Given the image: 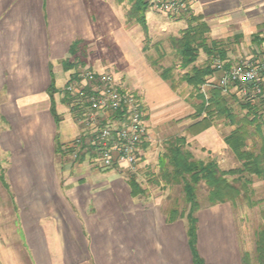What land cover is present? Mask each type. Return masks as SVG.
Returning a JSON list of instances; mask_svg holds the SVG:
<instances>
[{"label":"crops","instance_id":"0c3cea01","mask_svg":"<svg viewBox=\"0 0 264 264\" xmlns=\"http://www.w3.org/2000/svg\"><path fill=\"white\" fill-rule=\"evenodd\" d=\"M96 7H102L99 0H0V173L10 186L8 191L0 181V214H6L10 200L15 217H22L34 264H196V251L205 264H244L231 202L198 211L194 251L187 220L168 221L163 195L134 194L125 172L101 168L91 151L81 162L58 152V144L70 145L82 133L65 92L82 68L104 72L116 64L121 85L144 102L153 140L175 134L178 129L168 131L166 125L180 118L175 117L182 108L187 110L146 57L145 33L137 22L138 30L133 21L117 33L115 61L93 59L100 24ZM191 10L209 28L203 50L208 65L212 57L229 67L240 58L264 55V0H194ZM168 18L147 17V24L187 26L185 18ZM76 42L80 50L73 55ZM81 50L84 58L88 54L87 62L81 60ZM223 124L213 123L188 143L199 142L211 155H222L226 167L225 154H234L226 139L236 127ZM259 131L264 135V127ZM152 146L142 144L145 157ZM257 180L256 193H263L264 179ZM50 248L61 249L58 261Z\"/></svg>","mask_w":264,"mask_h":264},{"label":"rangeland","instance_id":"374dc122","mask_svg":"<svg viewBox=\"0 0 264 264\" xmlns=\"http://www.w3.org/2000/svg\"><path fill=\"white\" fill-rule=\"evenodd\" d=\"M99 3H101L102 7H97L94 9L97 14L96 18L100 22L99 26V36L98 41L96 43V54H93V59H96L100 62L110 63L111 61H115L118 58V50L114 46L115 38L117 36V33L120 31V29H125L127 26H133V21L136 23L135 20H128L129 14L131 12L133 2L130 0H99ZM100 6V5H99ZM100 9V10H99ZM163 14L156 12L149 8V11L146 14V17L148 19L155 18L156 20L160 19L161 21H165L166 19L163 18V16L168 17ZM193 16L192 10L189 12L188 16H177L174 17L175 19H183L187 21V26L184 28H180V24L178 26H168L163 25L162 23H150L148 37L144 39V47L146 49V57L149 61H153L156 63V66H154L158 72L161 73V69L165 68H171V80L168 81L170 86L174 89L175 92L178 93V95L181 97L180 101H182V106L186 107L182 113L179 114L177 117H180L177 120L169 121L166 125L167 130L170 131L178 129V131H175V134L171 135L173 136H179V135H186L188 140L195 136L193 133H190L189 126H187L182 131L181 128H178L179 125H184V123L188 122H196L199 119L203 117H209V97L210 92L213 89L211 86H208L207 83L209 79H211L214 75L212 72L211 75L207 76L205 81L200 85V87L197 89L194 86L188 84L186 81L183 80V75L185 73L192 71L193 67H205L209 64L206 55L203 51V49H200L199 57L197 61L190 65L187 68H184L181 65L179 54L176 50V38H179L183 34V30H185L188 27L189 19H191ZM166 20V21H167ZM136 29L138 30L139 26L137 23ZM97 26V27H98ZM180 26V27H179ZM179 27V28H178ZM141 30V29H140ZM143 31V30H142ZM83 50L87 51V45L86 47L81 46ZM247 54H252V52H247ZM244 56H249V55ZM81 57V56H80ZM88 54L86 53V57H81V60L83 62H87ZM92 58V56H90ZM244 58V57H243ZM212 64L211 66L216 71L215 67V61L216 58L212 57ZM197 65V66H196ZM113 67L107 69L106 71L116 73L117 71L116 64L112 65ZM210 66V65H208ZM210 66V67H211ZM83 66L81 65L80 68ZM211 67V69H212ZM173 85V86H172ZM152 94V93H150ZM200 94L204 97V108L200 113V116L197 117L199 112V107L201 104V98ZM226 99V102L229 104L231 109L234 111L236 116V122L230 121L226 117L219 116L217 112H215V119H213V123L217 126H220L223 123H226V125H229L230 123H234L235 127L237 125L243 123L242 120L243 116L247 113V109L244 105H246L247 102H249L246 98L241 96L239 87L232 86L230 88V91L228 93H223ZM154 100V98L152 97ZM214 109V108H213ZM147 110V109H146ZM193 111L191 114H187L189 111ZM212 110V109H211ZM216 111V110H213ZM76 114V113H75ZM78 116H76V119ZM259 119V118H258ZM261 120L264 121V117H261ZM224 121V122H223ZM66 122V121H65ZM64 122V125H65ZM192 123V124H193ZM245 123V122H244ZM62 128L63 122L61 123ZM180 126V127H181ZM225 127L224 124L222 126ZM250 134L252 133L255 135L252 139L248 140V149H251L255 151L256 153H260V149L262 147V143L264 144V135H259L254 128H250ZM162 137V136H158ZM158 137L155 138V140H152V149L151 153L148 154L146 157L143 154L142 162L140 163V168L138 171V174H132L129 172H125L124 176L127 177H135L137 181L141 184L142 188L150 193L156 194V195H163L166 202V207L169 209L174 202H177L180 209L184 207L183 203V193L181 190V187L179 186H171L167 187L162 181H157V175L159 174V159L163 155L166 149V141L170 138H164L162 137L159 139ZM87 146V145H86ZM192 147V148H191ZM189 149L193 152L194 156L197 159H203V160H209V159H215L217 162L220 160L221 165L220 167L222 169H234L231 168L233 166L241 167V164H239L238 157L236 154L229 152V156L225 154L226 159V167L223 166L222 163V155L218 154H210L206 151V148H203L202 145L196 141L191 142L189 144ZM91 152L93 150L89 149ZM87 152V151H85ZM89 152V151H88ZM87 152V153H88ZM94 153V152H93ZM78 158V157H77ZM77 158L74 157L73 153L69 154V161L71 162H77ZM146 160V162H145ZM143 162H145L143 164ZM240 165V166H239ZM237 175L230 176L229 178L234 181L237 179ZM259 177H257L254 174L246 173L245 176L241 177L240 185L242 186V193L235 202H231L234 207V217L237 224V228L239 231V237L240 242L242 244V248L244 252H247L251 256L252 264L256 263V232L264 225V199H262V195H264V192L256 193L255 188V182H258ZM263 179V178H261ZM258 185V183H257ZM260 191V189H259ZM207 188L201 184L200 189L198 190V196L203 204V208L208 207V203L206 202L207 197ZM8 196V195H7ZM10 199V197H8ZM3 202V201H1ZM165 205V204H164ZM8 207L6 210V214H0V264H34V260L32 257V249L31 245L28 242L26 233L22 226V217L16 218L13 214L10 200H7V203L5 205ZM1 207V206H0ZM4 207V206H3ZM18 219L20 221H18ZM17 230V231H14ZM51 252L54 255V260L57 259V261L60 259V253L61 249L54 248L51 249ZM12 255H15L16 258H13ZM14 256V257H15ZM17 259V261H15Z\"/></svg>","mask_w":264,"mask_h":264},{"label":"trees","instance_id":"16d2710c","mask_svg":"<svg viewBox=\"0 0 264 264\" xmlns=\"http://www.w3.org/2000/svg\"><path fill=\"white\" fill-rule=\"evenodd\" d=\"M133 2L131 12L128 20H135L140 24L144 30L146 38L148 37V24L146 14L149 11V5L146 0H130ZM188 27L183 30L181 37L176 38V50L180 57L181 65L184 68L194 64L198 57L200 49L207 51V40L205 34L208 32V25L201 20L200 17H192L189 19ZM80 43L76 42L72 45L73 55L77 54L80 50ZM211 50V49H210ZM82 57L85 56V51L81 50ZM66 66L75 67L79 65V61L71 63ZM152 65L156 66V63L152 61ZM161 76L164 80H171L172 67L161 69ZM213 70L210 66L205 67H193L192 71L183 75V80L188 84L199 88L205 81L206 77L211 75ZM173 86V85H172ZM52 96V111L58 117L55 103L54 94L56 88L50 89ZM201 104L199 107L198 116L204 108V97L200 94ZM68 103L70 104L71 98L67 96ZM247 109V113L242 117L243 123L237 125L236 129L227 137V142L230 144L234 153L242 161L241 167L224 170L220 167L219 163L215 159L203 160L197 159L193 152L189 149L188 138L186 135H179L170 137L166 141V149L163 155L159 159V174L157 175V181H162L167 187L179 186L183 193L184 207L180 209L177 202H174L172 206L167 210V219L169 222L175 221L180 218H185L188 223V235L192 246L195 249L197 228H198V216L197 213L203 208V204L198 196V190L200 185L203 184L207 188L206 202L209 206L224 202H235L242 193V186L240 185V178L245 176L246 173L254 174L259 178L264 179V144L262 143L260 153L248 149V140L255 136L250 134V129L254 128L258 134L259 130L264 127V121L254 117L256 107L247 102L244 105ZM209 117H203L189 126L190 133L198 134L213 124L215 119V112L219 116L226 117L232 122H236V114L226 102L225 96L221 89L213 88L209 97ZM214 108V109H213ZM212 109V110H211ZM216 110V111H213ZM233 123V124H234ZM237 123V122H236ZM61 157L67 156L73 152V147L66 145H59L57 147ZM87 152L83 151L77 158V162H81L85 159ZM237 175V179L232 181L229 177ZM0 181L2 185L10 191V186L5 179L4 171L1 170ZM129 183L132 187V192L136 195L143 194L145 190L142 188L139 181L135 177H129ZM196 264H205L202 258L198 255L197 251L194 253ZM243 263L252 264L251 256L249 253L244 252ZM256 263L264 264V226L259 228L256 232Z\"/></svg>","mask_w":264,"mask_h":264},{"label":"built area","instance_id":"2783aa9c","mask_svg":"<svg viewBox=\"0 0 264 264\" xmlns=\"http://www.w3.org/2000/svg\"><path fill=\"white\" fill-rule=\"evenodd\" d=\"M146 1L156 12L181 17L189 15L194 0ZM214 64L220 74H214L207 85L223 93L232 86L239 87L241 96L256 107L254 117H264V55L240 58L229 67L219 59ZM65 92L82 127V133L69 145L74 157L91 148L96 155L93 160L101 168L138 174L142 144L153 140L141 98L125 89L114 73L90 68L76 72Z\"/></svg>","mask_w":264,"mask_h":264}]
</instances>
